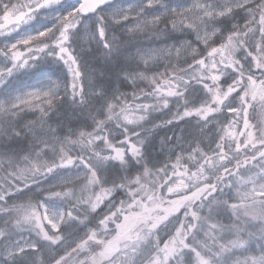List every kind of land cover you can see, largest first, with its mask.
<instances>
[{"label":"rangeland","instance_id":"374dc122","mask_svg":"<svg viewBox=\"0 0 264 264\" xmlns=\"http://www.w3.org/2000/svg\"><path fill=\"white\" fill-rule=\"evenodd\" d=\"M245 39L254 42L242 26L224 64L237 60ZM88 59L94 71L83 95L79 81L74 94L61 89L63 101L45 116L11 118L0 107V264H61V253L87 229L103 242L128 231L118 253L99 264H212L221 251L232 252L230 264H260L264 257L247 254L264 243L260 73L253 84L245 65L222 84L212 75L230 70L185 72L175 95L167 88L148 95L152 88L139 77L134 88L120 87L121 69L136 67L125 54ZM229 106L237 109L230 115ZM13 126L20 136L11 135ZM214 179L161 221L177 200Z\"/></svg>","mask_w":264,"mask_h":264},{"label":"snow or ice","instance_id":"6c2138e0","mask_svg":"<svg viewBox=\"0 0 264 264\" xmlns=\"http://www.w3.org/2000/svg\"><path fill=\"white\" fill-rule=\"evenodd\" d=\"M7 19L12 24L0 28L6 41L0 45V107L11 118L24 111L45 116L69 88L75 93L77 81L83 95L85 81L91 82L94 71L88 58L111 60L120 53L136 65L131 73L121 69L120 87L134 88L139 77L152 88L148 95L165 88L168 96L175 95L173 89L185 72L230 70L231 76L211 77L226 84L245 65L247 80L257 83L259 72L258 83L264 89V0H0V23ZM242 26L254 42L245 39L237 60L224 64ZM25 29L31 31L24 34ZM149 34L154 38L138 39ZM13 35L18 38L10 40ZM160 61H165L164 70L151 71ZM233 91L241 95L239 89ZM99 92L103 94V89ZM255 99L264 107V92ZM236 110L227 108L229 115ZM252 110L255 104L249 106ZM9 131L21 135L14 126ZM247 254L254 260L264 257V243L250 246ZM232 255L221 251L212 264H230Z\"/></svg>","mask_w":264,"mask_h":264},{"label":"flooded vegetation","instance_id":"af4514ba","mask_svg":"<svg viewBox=\"0 0 264 264\" xmlns=\"http://www.w3.org/2000/svg\"><path fill=\"white\" fill-rule=\"evenodd\" d=\"M169 216L170 214L167 215L165 220L162 222L167 221ZM84 226L90 227V225L87 224H84ZM83 230L85 229H82V231ZM87 231L88 233L84 235L83 238L80 239L74 246H72L68 251L61 253V256H59L61 264H70L73 260L79 261L78 264H99V259H103L105 262L106 260L113 258L114 254H100V251L108 240L103 242L99 239V236L94 232V230L87 229ZM170 238L168 237V239ZM121 240L119 242V250Z\"/></svg>","mask_w":264,"mask_h":264},{"label":"water","instance_id":"95a60500","mask_svg":"<svg viewBox=\"0 0 264 264\" xmlns=\"http://www.w3.org/2000/svg\"><path fill=\"white\" fill-rule=\"evenodd\" d=\"M208 186H204L201 190H205ZM200 189L195 190V192L188 196L185 197L183 199L177 200V202L171 207L170 212H172L174 209H176L178 207V205L180 203H183L184 201H186L187 199H190L196 195H198L201 192ZM166 218V217H165ZM164 218V219H165ZM128 233V231L119 233L117 236H115L112 240L108 241L104 248L100 251L101 255L104 254H111V253H115L118 251V247H119V241Z\"/></svg>","mask_w":264,"mask_h":264},{"label":"trees","instance_id":"16d2710c","mask_svg":"<svg viewBox=\"0 0 264 264\" xmlns=\"http://www.w3.org/2000/svg\"><path fill=\"white\" fill-rule=\"evenodd\" d=\"M213 183H215V185H216V180L215 179H214Z\"/></svg>","mask_w":264,"mask_h":264}]
</instances>
